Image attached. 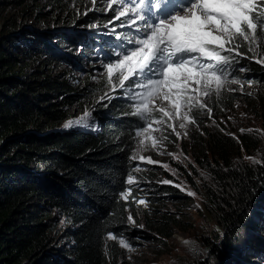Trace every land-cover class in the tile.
I'll return each mask as SVG.
<instances>
[{
  "label": "rangeland",
  "instance_id": "1",
  "mask_svg": "<svg viewBox=\"0 0 264 264\" xmlns=\"http://www.w3.org/2000/svg\"><path fill=\"white\" fill-rule=\"evenodd\" d=\"M122 10L117 4L110 11L105 0H77L62 8L42 3L25 8L14 4L0 5V22L4 29L12 25L15 28L22 26V30L26 29L22 40L27 43L41 41L55 52L58 59L56 63H48L42 56L23 59L28 72L36 76V70L44 67L47 73L66 75L77 89L86 80L91 85L102 82L99 89L83 92L85 101L65 106L69 118L55 125V129L100 132V111L105 112L115 104H133L135 112L138 98H130L132 92L127 87L123 90L119 88L118 74H114L110 83L106 71V65L115 62L120 52L121 41L116 37L125 38L124 46L128 47L127 39L142 27V23H138L130 29V20H116ZM95 11L110 14V21L106 25H68L73 19H84L88 12ZM177 11L178 7L173 5L168 12L158 14L164 16ZM62 36H68L72 42L60 45ZM256 36L255 42H251V36L249 41L239 38L247 50V54L240 53L264 69V29L258 28ZM84 50L92 53L91 59L85 57ZM258 60L262 62L258 63ZM240 69L237 68L239 73L248 72ZM233 79L237 83L233 84ZM224 96L233 102L222 114L223 107L214 104ZM202 102L206 105L205 109L193 108L189 113L194 123L163 117L159 109L163 106L167 110L169 105L161 100H154L150 105L152 116L149 120L141 121L137 117L144 127L151 121L163 120L164 123H153L152 129L155 130L145 135H136L138 131H143V127L134 132L131 156L134 184L131 186L137 193L131 196L135 211L128 210V216L133 218V222L128 221L127 224L130 236L120 239L128 247L122 246L119 241L118 253L124 255L119 258L122 264H264V232L259 229L241 232L236 237L237 244L228 245L231 235L224 228L222 211L226 213L233 206L235 188L231 183L229 186L230 181L220 180L216 175L220 173L224 176L228 165L232 169L239 165L250 167L262 164L264 84L252 77L240 79L231 72L220 92L217 94L213 86ZM209 108L210 113L207 111ZM182 111L187 112L188 109ZM180 123H185L186 127L181 128ZM69 124L72 126L67 127ZM169 124L174 130L168 127ZM214 131H220L234 142L224 155L225 162L213 156L210 134ZM239 135L250 138L248 150L238 143ZM153 140L156 141L155 146ZM141 141H144L143 145ZM149 158L153 163H147ZM165 180L169 183H163ZM189 192L193 195H188ZM141 200L145 203H139ZM262 201L259 206L251 204V209L254 212L261 209L259 215L264 217ZM50 224L55 248L65 253L66 250L72 252L76 242L69 238V230L72 229L69 222L61 213L53 211ZM160 226L164 232H160ZM212 243H215L216 250H213Z\"/></svg>",
  "mask_w": 264,
  "mask_h": 264
},
{
  "label": "trees",
  "instance_id": "2",
  "mask_svg": "<svg viewBox=\"0 0 264 264\" xmlns=\"http://www.w3.org/2000/svg\"><path fill=\"white\" fill-rule=\"evenodd\" d=\"M76 1L0 0V5L25 8L42 3L62 8ZM110 17L102 11L88 12L68 25H106ZM21 27L4 29L0 22V264H122L119 241L130 236L128 210L135 211L131 196L137 193L127 181L134 175V132L141 122L133 104H115L100 111V132L55 129L69 118L65 106L85 101L83 92L99 89L102 82L91 85L86 80L77 89L66 75L47 73L44 67L36 70V76L28 72L23 63L33 56L48 63L58 59L41 41L22 40L26 29ZM71 42L62 36L60 45ZM240 44V52L247 54L245 44ZM84 52L91 59L92 53ZM237 68L248 72L239 73ZM229 71L264 84V69L241 55ZM218 100L214 105L223 107L224 114L233 101L227 96ZM249 139L239 135L238 143L248 150ZM233 143L220 131L210 134L213 156L220 161L225 162ZM261 162L232 169L228 165L224 176L216 173L235 188L233 206L222 211L224 228L231 235L228 245L237 244V235L248 229L264 232L262 210L251 209V204L259 206L264 200V155ZM129 189L131 195L124 199L122 193ZM53 211L72 226L69 238L76 242L72 252L53 244ZM211 245L216 250L215 243Z\"/></svg>",
  "mask_w": 264,
  "mask_h": 264
},
{
  "label": "snow or ice",
  "instance_id": "3",
  "mask_svg": "<svg viewBox=\"0 0 264 264\" xmlns=\"http://www.w3.org/2000/svg\"><path fill=\"white\" fill-rule=\"evenodd\" d=\"M105 2L110 11L117 4L123 9L115 19L130 20V29L142 23L133 37L127 39L128 47L124 46L125 38L116 37L121 41L120 52L115 62L106 65L109 82H112L114 74H118L119 88L127 87L132 92L130 98H138L134 114L141 121L152 116V102L161 100L169 105L167 110L163 106L159 109L163 117L194 123L189 115L191 110L205 109L203 97L213 90V86L218 94L231 75L229 69L234 62L238 63L241 55L239 38L249 41L251 36V42H255L257 29L264 27V0H188L187 4L177 6L179 11L176 14L164 16L158 13L164 12L168 0ZM153 9L157 11L153 12ZM232 53L235 55H230ZM232 83L237 81L233 79ZM184 108L188 111L183 112ZM207 111L210 113L211 109ZM153 123L163 124L164 121H151L147 127L141 125L143 131L136 135L155 130L152 129ZM179 126L184 128L186 124L180 123ZM168 127L173 128V125ZM147 138L151 139L150 136ZM155 143L153 140V146ZM147 163L153 161L149 158ZM127 183L133 185V177L129 176ZM129 195L130 189L122 193L124 199ZM128 220L133 222L132 216ZM109 239H113L111 234ZM120 244L128 247L124 240H120Z\"/></svg>",
  "mask_w": 264,
  "mask_h": 264
}]
</instances>
